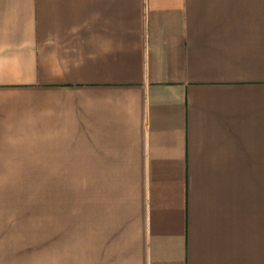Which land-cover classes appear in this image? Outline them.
Instances as JSON below:
<instances>
[{
  "label": "crops",
  "instance_id": "crops-1",
  "mask_svg": "<svg viewBox=\"0 0 264 264\" xmlns=\"http://www.w3.org/2000/svg\"><path fill=\"white\" fill-rule=\"evenodd\" d=\"M0 264H264V0H0Z\"/></svg>",
  "mask_w": 264,
  "mask_h": 264
}]
</instances>
